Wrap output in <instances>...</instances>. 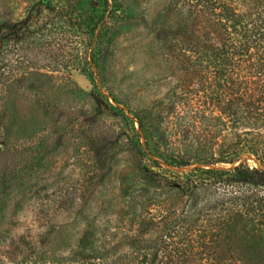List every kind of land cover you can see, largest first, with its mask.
Returning <instances> with one entry per match:
<instances>
[{
    "label": "rangeland",
    "instance_id": "obj_1",
    "mask_svg": "<svg viewBox=\"0 0 264 264\" xmlns=\"http://www.w3.org/2000/svg\"><path fill=\"white\" fill-rule=\"evenodd\" d=\"M89 3L0 0V35L13 30L17 40L2 42L1 58L20 71L4 101L0 167L14 179L0 202L4 261L20 236L33 259L67 261L92 228L120 235L128 220L122 182L146 144L138 118L147 127L169 118L162 128L171 132L170 150L191 140L209 147L225 133L210 96L223 77L184 64L176 38L158 37L191 23L195 0H108L94 34Z\"/></svg>",
    "mask_w": 264,
    "mask_h": 264
},
{
    "label": "trees",
    "instance_id": "obj_2",
    "mask_svg": "<svg viewBox=\"0 0 264 264\" xmlns=\"http://www.w3.org/2000/svg\"><path fill=\"white\" fill-rule=\"evenodd\" d=\"M88 1L97 12L90 19L84 13L94 34L105 17L99 8L108 0ZM195 2L191 23L158 37L176 38L184 64L223 77L210 92L217 120L224 119L221 141L208 147L191 140L170 150L171 132L162 128L169 118L152 127L138 118L146 144L135 151L129 178L122 182L120 206L128 220L120 235L92 228L67 261L33 259L27 236H20L17 252L8 251L0 264H264V0ZM8 40L16 43L13 30L0 35V158L8 121L4 101L20 74L2 61L1 45ZM249 160L258 167L251 168ZM13 181L0 167V202Z\"/></svg>",
    "mask_w": 264,
    "mask_h": 264
}]
</instances>
